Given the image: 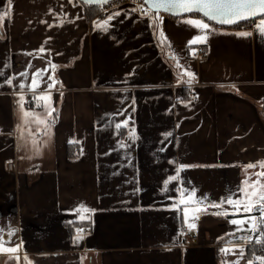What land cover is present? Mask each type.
Instances as JSON below:
<instances>
[{"label":"crops","instance_id":"crops-1","mask_svg":"<svg viewBox=\"0 0 264 264\" xmlns=\"http://www.w3.org/2000/svg\"><path fill=\"white\" fill-rule=\"evenodd\" d=\"M137 6L89 17L80 0H0V228L6 247L20 245L0 252V264H222L236 260L222 247L245 244L239 237L248 233L233 231L231 213L208 207L189 229L184 205H168L181 187L218 202L264 171L256 163L264 160V34L256 27L264 15L237 29L203 18L217 30L189 46L199 29L185 18L202 17L160 12L157 26L133 12ZM117 11L107 32L96 28ZM40 68L48 71L39 91H51L55 109L47 135L32 117L24 124L18 95L32 100L28 85ZM185 68L195 73L191 86ZM9 77L15 86L5 83ZM25 105L46 115L33 100ZM124 119L128 125L116 130ZM17 125L36 133L39 154ZM180 164L190 167L162 191ZM80 205L95 211L81 219ZM76 229L84 238L73 243ZM226 233L235 239L222 242ZM246 247L239 264L251 259Z\"/></svg>","mask_w":264,"mask_h":264},{"label":"snow or ice","instance_id":"snow-or-ice-1","mask_svg":"<svg viewBox=\"0 0 264 264\" xmlns=\"http://www.w3.org/2000/svg\"><path fill=\"white\" fill-rule=\"evenodd\" d=\"M87 5L97 4L102 5L107 3L108 0H83ZM11 4V0H9ZM146 6V7H145ZM143 9V11H140ZM166 10L167 12L179 15L182 13H203L204 17H207L209 21H218L222 24H236L241 20H245L252 17H257L260 14H264V0H144L143 4L138 5L136 8L132 9L133 12L140 11L142 17H149L153 24L159 25L163 17L160 16V10ZM122 11V10H121ZM130 14V13H129ZM7 16V12L2 14ZM120 16V11L112 13L105 20H101L98 23H95L96 28L102 29L107 32L109 28L112 27L111 21ZM185 22L194 26L196 29H199V34L194 35L189 41L188 45L191 46L193 43H206L208 36L211 32L216 31L217 29L213 28L210 22H206L203 18H193L188 16L185 18ZM63 23V21H61ZM51 26V25H49ZM258 31L261 34H264V19H260V22L256 25ZM210 30V31H209ZM160 34L163 40H167V37L164 35L163 29H160ZM236 35L239 36H250L252 33L247 31L237 32ZM170 43V42H169ZM47 51L44 47L39 49V52ZM193 54H195L196 49L191 48ZM31 66V65H29ZM183 67L182 65H178ZM55 65H51L53 72L55 71ZM47 68L36 69L32 74L31 83L28 85L30 91L33 92L32 100L35 102L37 107H42L45 110L46 115L41 116L39 112L35 110L25 109V95L23 92L18 93L20 100V110L23 114L24 124H29V117L34 118V123H36L37 132H43L44 135L48 134V130L51 128V124L54 123L52 114L55 111L51 104V91H39V86L44 83L42 73L47 72ZM187 73V84L191 86L194 82L195 73L189 71L187 68L184 69ZM16 75L21 77H26L28 75L27 70L17 73ZM183 79V76L181 77ZM14 77H9L5 83L8 85H13ZM55 80L53 77H49V82L47 88L51 89L54 87ZM181 81L178 80L179 84ZM20 88H25V81L22 79L20 81ZM183 102V101H182ZM120 113H116L119 115ZM128 120L124 119L115 124V129L119 130L122 126H127ZM17 128L20 130L21 138L24 136V132L27 131L32 137V144L35 148L36 154H39L40 148L37 144L36 133L31 131V128L24 129L21 125H17ZM164 135H171V133H165ZM129 137L132 140H136L138 137L136 135L135 129L132 128L129 131ZM73 142V141H70ZM47 143V141H45ZM120 147H128L126 143H121ZM264 168V160L256 162ZM256 165L250 163L245 165V167H255ZM190 165L180 164L176 170L175 175H170L164 180V188L162 191H167L168 185L171 181L178 180L180 170ZM264 177V171L257 173V179L249 182L246 178L241 182V186L237 188L235 193L228 195L227 197H222L220 201H212L210 204L206 203L207 196L196 197V189H183L177 188L179 193L178 200L168 207L173 209H179L180 205H184L183 212V221L189 229L195 228V220L198 219L199 213L207 211L208 207H215L219 209L216 213L217 215L229 216L231 213L232 219L229 220V223L235 225V232L243 233H252L255 235L244 234L239 237L243 240L245 244L255 242L256 245L264 246V182L261 178ZM227 204L230 207H224ZM189 205H200V207H189ZM81 210V219L86 218L83 213L85 211H95L94 209H87L86 206L80 205ZM259 212V215L252 213ZM240 213H246L244 215H238ZM15 229H9L7 236L10 240L11 234ZM77 235L73 238V243H77L83 240L82 229H76ZM183 232V229L180 230ZM258 233V234H257ZM226 235H231V233H226ZM218 239H221L218 237ZM7 241L4 239V229L0 228V252H10L15 253L20 245L15 247H6ZM245 244H231L225 245L220 249L221 252L227 254H233L236 256L235 261L222 262V264H239V260L245 255ZM237 249L239 251H237ZM252 259L247 261V264H254L255 261H259V264H264V255L257 256L255 252L252 253Z\"/></svg>","mask_w":264,"mask_h":264},{"label":"built area","instance_id":"built-area-1","mask_svg":"<svg viewBox=\"0 0 264 264\" xmlns=\"http://www.w3.org/2000/svg\"><path fill=\"white\" fill-rule=\"evenodd\" d=\"M125 3H135V4L140 5V4H143L144 3V0H114L112 2L107 3L103 7H109V6H113V5H117V4H125ZM140 11H143V9H141ZM193 15L199 16V15H196V14H193ZM183 17L184 16H170V18L177 19V20L178 19H181ZM199 17H201V16H199ZM252 21L253 20H251V21H244V22L239 23L237 26L236 25L235 26H221V25H218V26L219 27H224V28H233V29L234 28H236V29L237 28H246V27H249V24H251ZM203 50H204L203 47H198L196 49V52H195L196 53V56L197 55H201L203 53ZM25 104H26L25 106H32V100L28 99ZM9 167L12 168V163L9 164ZM184 235L188 239H190V238L191 239L196 238L195 236L191 235L188 232H185Z\"/></svg>","mask_w":264,"mask_h":264},{"label":"trees","instance_id":"trees-1","mask_svg":"<svg viewBox=\"0 0 264 264\" xmlns=\"http://www.w3.org/2000/svg\"><path fill=\"white\" fill-rule=\"evenodd\" d=\"M106 4L104 5H87L85 4L86 6V13L89 17H94L98 14L101 13L102 11V8H104L103 6H105ZM200 16V15H199ZM206 19V18H205ZM207 20V19H206ZM209 21V20H208ZM255 213H258V212H255ZM248 234H251V235H255V234H252V233H248ZM258 234V233H257ZM233 239V236L232 235H228L226 237H224L222 239V242H228V241H232ZM247 251H248V255L249 257L252 259V253L255 252V254L257 256H260V254H264V246H261V245H256L255 242L253 241L252 243H247Z\"/></svg>","mask_w":264,"mask_h":264},{"label":"water","instance_id":"water-1","mask_svg":"<svg viewBox=\"0 0 264 264\" xmlns=\"http://www.w3.org/2000/svg\"><path fill=\"white\" fill-rule=\"evenodd\" d=\"M80 1L83 2V0H80ZM112 1H114V0H108L107 3L112 2ZM83 3H84V2H83ZM107 3H104V4H107ZM84 4H85V3H84ZM104 4H102V5H104ZM91 5H97V4H91ZM98 6H99V5H98ZM160 12L167 14V16H168V15H169V16H186V15H193V14H196V15H200L202 18H206V19L208 20L207 17H204V16H203V13H182V14H179V15H174V14H171V13H169V12H167L166 10H163V9H161ZM263 15H264V14H260V15H258L257 17H252V18H248V19H245V20H241V21H239V22L236 23V24H222V23H220V22H218V21H210V22L215 23L216 25H221V26H235V25L237 26V25H238L239 23H241V22L255 20L256 18H259L260 16H263Z\"/></svg>","mask_w":264,"mask_h":264}]
</instances>
